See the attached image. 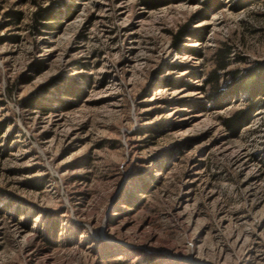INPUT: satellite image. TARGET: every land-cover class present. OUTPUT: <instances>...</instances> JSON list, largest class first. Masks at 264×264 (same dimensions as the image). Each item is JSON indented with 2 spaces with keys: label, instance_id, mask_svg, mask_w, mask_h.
Segmentation results:
<instances>
[{
  "label": "rangeland",
  "instance_id": "obj_1",
  "mask_svg": "<svg viewBox=\"0 0 264 264\" xmlns=\"http://www.w3.org/2000/svg\"><path fill=\"white\" fill-rule=\"evenodd\" d=\"M238 1L0 0V264H264V89L223 123L264 65Z\"/></svg>",
  "mask_w": 264,
  "mask_h": 264
},
{
  "label": "trees",
  "instance_id": "obj_2",
  "mask_svg": "<svg viewBox=\"0 0 264 264\" xmlns=\"http://www.w3.org/2000/svg\"><path fill=\"white\" fill-rule=\"evenodd\" d=\"M139 3L144 6L148 10H155L163 6L170 5L172 3H176L182 0H138ZM189 2L199 4L202 6V9L205 11H211L215 12L220 10L223 7L222 0H187ZM238 1V0H237ZM239 2V1H238ZM235 9L239 10L241 7L238 3L234 6ZM36 22L34 25L35 29H38V26H41L40 20L45 21H51L54 18V14L52 9H39L35 13ZM18 21L22 19V16L20 13L14 14L12 17ZM48 27L49 26H45ZM186 35V28H184L182 31L179 32L178 35L175 36V45L178 46L181 43V40ZM229 58V52L226 50V52H223V54H220L219 57V65L218 68L220 70L226 69L228 66V59ZM39 71V70H38ZM212 83H218L219 79L218 76H215L214 78H211ZM31 81V78H26L25 83H28ZM232 84L229 86V89H231V92H243L247 94V99L252 105L247 108L246 110H240L235 112L232 116L226 118L224 120L225 127L233 134L237 135L242 128L248 125L250 121V117L252 114V111L256 105V101L259 98V95L261 92H263L264 89V65L261 66L258 71L249 73L247 75H241L237 71L233 72V80ZM226 98L227 95L222 92V94L218 92H214L209 95V100L213 103L219 104V102ZM26 105H32L29 100L26 102ZM37 104H35L36 106ZM151 133H155V130L149 129ZM131 195L126 196V200L128 204H132L131 202ZM55 231V230H54ZM50 232L47 233L46 240L47 242L51 243Z\"/></svg>",
  "mask_w": 264,
  "mask_h": 264
}]
</instances>
